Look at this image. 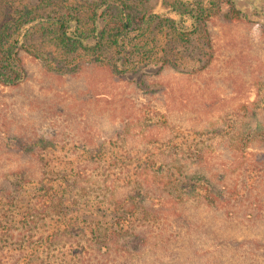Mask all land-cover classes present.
<instances>
[{"label": "rangeland", "instance_id": "obj_1", "mask_svg": "<svg viewBox=\"0 0 264 264\" xmlns=\"http://www.w3.org/2000/svg\"><path fill=\"white\" fill-rule=\"evenodd\" d=\"M110 1L0 0L8 17L22 4L41 9L49 3L53 16L74 9L86 19L97 7L102 20L119 13L105 3ZM218 1L224 12L232 3L247 17L234 23L214 17L183 43L166 23L172 18L166 0H128L125 14L151 18L150 26L147 19L134 26L153 40L139 43L148 59L108 47L101 59L72 57L41 31L32 35L34 43L43 42L48 59L21 53L26 79L16 87L0 86V183L8 169L30 164V157L6 152L3 132L57 148L43 151L41 159L48 164H37L36 188L9 196L13 207L0 210V234L6 216L12 233L21 235L19 248L29 264H200L207 256L210 231L221 217L197 203L200 190L194 181L176 189L172 166L215 182L223 166L260 158L257 146L248 145L246 152L234 147L252 129L264 131V0ZM137 41L131 37L126 43ZM95 147L101 150H91ZM199 149L202 155L195 161ZM80 169L84 174L78 175ZM259 191L264 194L262 183ZM124 200L143 204L149 214L141 218L136 208H128L122 215L115 207ZM174 209L192 220L188 234L172 217ZM27 216L29 229L23 225ZM125 217L128 221L120 224L128 225L127 233L119 230V237L108 238ZM203 222L211 228L197 225ZM245 229L241 232L264 238L262 225ZM110 241L115 244L109 246ZM258 246L264 244L243 245L246 252ZM30 247L35 249L31 255ZM10 248L3 247L1 236L0 264ZM10 252L13 259L23 256Z\"/></svg>", "mask_w": 264, "mask_h": 264}, {"label": "trees", "instance_id": "obj_2", "mask_svg": "<svg viewBox=\"0 0 264 264\" xmlns=\"http://www.w3.org/2000/svg\"><path fill=\"white\" fill-rule=\"evenodd\" d=\"M127 1L112 0L105 2L108 5H115L119 11L118 14L105 17V20H102L101 13L98 10L96 11L97 7L86 19H82L74 9L53 16L51 15L52 10L46 8L47 5H50L49 3L41 9H39L40 4L31 6L22 4L23 7L17 13L8 17L3 10V3L0 2V86L16 87L26 79L27 72L21 60V53L46 62L48 52L44 47L42 48L43 42L34 43L32 39V35L38 31L47 36L53 42L54 47H58L64 54L72 57L82 55V57L89 56L101 59L103 49L108 47L117 51L128 49V51L137 53L147 59L150 58L149 52L140 47L139 43L143 39L151 43L153 40L151 38L149 40V34L144 32L143 29L138 32L134 26L139 25V23L143 24L146 19L147 25L150 26L152 23L151 18L146 15L137 20L129 12L125 14L124 10L129 8ZM165 6L169 17H172L166 18V23L172 25L173 35L183 43L189 41L190 35H196L204 29L214 17H219L222 22L226 23L239 22L247 17L232 3L229 4V9L224 12L221 2L218 0H166ZM131 37L138 39V41L129 46L126 40ZM46 65V68L50 70L48 64ZM3 136H5L3 137V148L6 152L22 157L23 155L30 157L28 159L30 164L15 170L8 169V172H5L6 176L3 173V183H0V210L2 211L3 205L5 208L10 209L14 205L10 200H6L9 196L11 197V195L20 191L36 188L38 183L35 177L36 166L37 164L40 166L48 164L43 158L41 159L44 156L43 151L54 152L57 149L56 146L52 148V144L47 147L39 146L40 139L26 138V136L15 132L5 131ZM239 138V146L235 145L234 152L238 150L246 152L251 147L248 145H253V147H259L257 148V151H259L257 155L260 158L229 164L227 167L223 166V170L216 173L215 182L208 176L205 178L206 174L193 172L188 175L184 171L179 172L178 168L173 166L172 169L174 170L169 174L170 177H177L175 179L177 181L175 184L176 189L180 188L182 190L186 180L188 183L194 181L200 190L197 203L201 201L205 204L206 209L209 208L211 212L221 217L219 223L210 231V237H212L209 245L210 250L207 252L206 257L201 256L203 259L200 260V264H264V257L260 258L264 247L248 248L247 252L243 247L245 243L264 244V238L257 235L259 233L255 231L252 234L244 232L247 227L248 229H258L259 226H264V194L260 191L257 192L261 183L264 189V131L252 129ZM91 150L101 149L95 147ZM91 150L88 149V151ZM196 152L194 154L195 161L202 155L200 149ZM249 155L253 156L254 154ZM195 163L198 162H192V164ZM142 167L145 168V166ZM77 173L78 175L84 174V170L80 169ZM250 179H252L251 183H249ZM48 181L49 179L44 178V182L48 183ZM153 190H159V188ZM181 193L179 194L180 200H184L186 193ZM159 198L155 197L153 199L158 200ZM3 199L5 202H3ZM142 205L128 204L124 200L119 202L118 207H115V209H118L117 212L121 211L122 214L128 208H136V212L140 213L141 218H144L149 212L146 208H142ZM172 217L176 222L184 225V231L188 234V230L193 224L192 220L186 218L183 213L179 212V209H174ZM23 219V225L28 224L26 228L29 229V217ZM128 219L129 217L121 219L118 226H116L117 232H109L108 238L109 234L113 237L116 235L119 237L120 234H117L119 230L127 233L128 225L123 228L124 225L120 223L121 221L126 223ZM197 225L202 229L209 226L204 222ZM66 226L73 229L70 222ZM210 228L211 226L207 227V229ZM243 228L245 230L241 232ZM233 229L237 231L233 232ZM12 231H15L12 227V220L3 216V233L1 232L0 239L2 236L3 247H11L6 252L3 251V264H20L21 261L24 262L28 259L22 249L19 248L21 235H14ZM175 234L182 236L180 233ZM113 242L110 241L109 246L115 244ZM28 243L33 244L34 242ZM231 245H235L233 250L229 248ZM109 246L107 245L104 248L108 250ZM10 250L14 253L22 252L23 256L13 259L15 256L11 255ZM34 251L33 247L28 249L30 255ZM88 255H90L89 252ZM237 259H240L241 262ZM29 262L27 260L25 264H29Z\"/></svg>", "mask_w": 264, "mask_h": 264}]
</instances>
